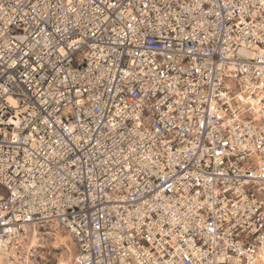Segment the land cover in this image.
<instances>
[{
	"label": "built area",
	"instance_id": "obj_1",
	"mask_svg": "<svg viewBox=\"0 0 264 264\" xmlns=\"http://www.w3.org/2000/svg\"><path fill=\"white\" fill-rule=\"evenodd\" d=\"M0 188V264H264V0H0Z\"/></svg>",
	"mask_w": 264,
	"mask_h": 264
},
{
	"label": "rangeland",
	"instance_id": "obj_2",
	"mask_svg": "<svg viewBox=\"0 0 264 264\" xmlns=\"http://www.w3.org/2000/svg\"><path fill=\"white\" fill-rule=\"evenodd\" d=\"M2 191H3L2 188H0V193H2ZM59 240L62 243L65 241V239H63L61 236H59ZM49 248L52 251L50 243H49ZM70 249H71V253H72V248L70 247ZM51 253L53 254L54 257L58 258L59 264H61L62 261H66V263L68 264V258H69L68 252L61 251V249L59 248L55 251V253H53V252H51Z\"/></svg>",
	"mask_w": 264,
	"mask_h": 264
},
{
	"label": "bare ground",
	"instance_id": "obj_3",
	"mask_svg": "<svg viewBox=\"0 0 264 264\" xmlns=\"http://www.w3.org/2000/svg\"><path fill=\"white\" fill-rule=\"evenodd\" d=\"M59 236H61L63 239H65V241L63 243L66 244L67 247H68V244L66 243V237L63 236L62 234L57 233V238L58 239H59ZM32 243H34V240H32ZM66 252L69 253V258H70L71 255H72L70 247L68 248V250H66ZM69 258H68V262H69ZM9 264H12V263H9ZM61 264H67V263H66V261H62Z\"/></svg>",
	"mask_w": 264,
	"mask_h": 264
}]
</instances>
